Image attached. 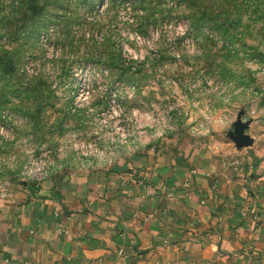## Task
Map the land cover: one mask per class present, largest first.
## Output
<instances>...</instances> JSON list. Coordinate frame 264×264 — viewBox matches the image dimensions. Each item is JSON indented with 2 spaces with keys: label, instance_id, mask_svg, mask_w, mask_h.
Listing matches in <instances>:
<instances>
[{
  "label": "rangeland",
  "instance_id": "374dc122",
  "mask_svg": "<svg viewBox=\"0 0 264 264\" xmlns=\"http://www.w3.org/2000/svg\"><path fill=\"white\" fill-rule=\"evenodd\" d=\"M182 151L264 189V0H0V200Z\"/></svg>",
  "mask_w": 264,
  "mask_h": 264
},
{
  "label": "crops",
  "instance_id": "0c3cea01",
  "mask_svg": "<svg viewBox=\"0 0 264 264\" xmlns=\"http://www.w3.org/2000/svg\"><path fill=\"white\" fill-rule=\"evenodd\" d=\"M154 160L0 200V264H264V189L250 200L197 152Z\"/></svg>",
  "mask_w": 264,
  "mask_h": 264
},
{
  "label": "trees",
  "instance_id": "16d2710c",
  "mask_svg": "<svg viewBox=\"0 0 264 264\" xmlns=\"http://www.w3.org/2000/svg\"><path fill=\"white\" fill-rule=\"evenodd\" d=\"M40 2H41V0H20V5L27 9V11L29 12L30 19L33 20V19H35V17H40V19L42 18V12L46 8V5H48L49 3H53L54 5L60 4V0H43L44 5L39 6ZM39 23H38V25H39ZM42 25H43V23H42ZM2 69L5 72L8 71L6 64H4L2 66Z\"/></svg>",
  "mask_w": 264,
  "mask_h": 264
},
{
  "label": "built area",
  "instance_id": "2783aa9c",
  "mask_svg": "<svg viewBox=\"0 0 264 264\" xmlns=\"http://www.w3.org/2000/svg\"><path fill=\"white\" fill-rule=\"evenodd\" d=\"M149 192H151V190L149 189ZM255 212H254V209L251 210V212H249L250 215H253ZM242 216L243 217H246L247 216V212H242Z\"/></svg>",
  "mask_w": 264,
  "mask_h": 264
}]
</instances>
